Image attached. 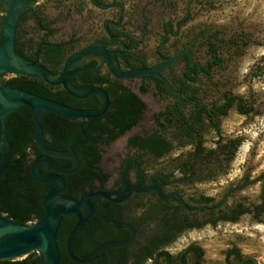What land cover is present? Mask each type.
<instances>
[{
    "label": "flooded vegetation",
    "instance_id": "1",
    "mask_svg": "<svg viewBox=\"0 0 264 264\" xmlns=\"http://www.w3.org/2000/svg\"><path fill=\"white\" fill-rule=\"evenodd\" d=\"M41 1L52 0H39L33 3L31 8L22 14L19 26L28 15H33L36 21L38 18L46 19L45 14L37 6ZM89 1L98 13L104 14L97 25L99 31H92L93 36L90 41L82 45L79 42L83 41L85 33L73 34L66 39L56 41L77 39L73 52L99 40H109L112 43L107 47L118 54L124 70L156 66L186 51L177 62L163 71V75L169 80L175 92L170 91L162 79L164 86H161L151 76L139 78L151 80L150 84L156 95L164 100L163 107L156 114L168 111L171 107L176 118L184 114L186 117L193 115L199 123L197 115L202 110L204 124L194 132L195 137L193 138L179 129L177 125L163 129L155 122V119V129L136 130L141 120L135 127L109 144L98 143L103 150L100 168L106 177L93 178L85 188L79 190L78 197L74 198L80 199L83 194L91 192H110L117 196L129 188H134V190L127 191L128 197L119 202L104 196L93 198L91 204L94 212L89 216L87 209L83 211L84 216L89 217L83 229L74 238L72 248L77 256L84 257L100 245L123 244L104 248L92 260L85 263L73 260L67 252V240L78 217L74 214L67 215L62 221L60 232L63 230V224L66 223L65 229L67 230L62 233V238L70 263L263 264L258 256L244 253L234 239L229 241L224 248L210 250L209 245L200 236L210 230L221 231L226 225L234 226L244 216H248L251 220L255 219L258 223H264V191L257 201H246L241 195L251 183L262 180L264 184V171L257 177H253L251 172L232 174L233 159L237 156L243 139L240 136L226 135L221 126L222 119L228 115L230 109L236 108L238 111L237 107L240 103L244 108L252 107L253 110L247 113L238 111L239 114L250 116L256 110L254 98L253 96L245 97L232 90H223L219 98L207 99L205 98L206 92L202 91L200 85L197 84L201 75L210 79L213 68L225 62L221 48L226 42L220 37V33L210 26H201L200 30L186 36L182 27L191 18L189 10L186 9L182 16L172 10L169 16L160 21L159 39L150 54L149 50H146V37L151 32L149 23L147 19H144L139 28L137 27L135 18H133L135 15L133 6L128 5L125 0H98L101 5L108 7L103 9L98 7L94 0ZM174 5L172 2H166L167 8H174ZM2 13L0 12V17ZM186 17L189 19L186 20ZM48 22L50 23L49 28L54 31L53 22L51 20ZM190 30L188 28L186 32H191ZM42 31L44 35L38 38L39 43L35 49H26L25 52L34 59L39 56L43 63L42 56L46 49L41 51V47L44 44L50 45L55 40H49L46 37L47 30ZM241 42L242 40L239 39L228 41L229 44L239 46ZM213 44L215 51H212ZM150 55L156 58L155 62L149 61ZM202 56H206L204 62L199 60ZM217 56L221 58L220 61H217ZM93 60L96 62L94 66L100 65L95 70L101 71L102 74L110 73L108 67L105 64L101 65L98 59H89L86 64L89 65L88 63ZM248 74L249 72L245 71L243 76L247 77ZM110 76L117 79L111 73ZM121 81L126 84V81L133 80ZM186 85H189L191 89L185 92ZM143 86L147 90L143 91ZM128 87L140 98H142V93L150 89L149 83L145 82L137 84L136 88ZM226 94L235 99L228 113L223 114L217 112L216 108L227 103ZM171 116L163 115L160 121L168 124V117ZM210 130L215 132L216 137L207 136ZM154 135H159L167 141L169 150L164 155L159 156L151 150L142 148L140 143ZM136 136L140 137L137 139L138 143L131 142V139ZM123 137L122 152L120 154L115 152L114 162L105 166L103 161L105 149ZM41 153V149H35L30 155L32 162ZM170 154L171 157L168 158ZM58 159L60 158H56L58 164L66 167L61 165ZM39 169L43 173L53 171L46 163L40 164ZM46 184L48 185L47 191L56 185L55 182ZM66 186L62 192L64 195H67ZM245 209L247 210L244 211ZM62 264H67V262H62Z\"/></svg>",
    "mask_w": 264,
    "mask_h": 264
},
{
    "label": "rangeland",
    "instance_id": "2",
    "mask_svg": "<svg viewBox=\"0 0 264 264\" xmlns=\"http://www.w3.org/2000/svg\"><path fill=\"white\" fill-rule=\"evenodd\" d=\"M174 3V8H167L166 2ZM128 5L135 8L133 18L136 25L147 19L151 32L147 34V49L152 54L159 39V23L173 11L180 16L188 9L191 18L182 27L186 36L200 30L201 26H210L220 33L226 42L221 48L225 62L215 66L212 77L201 75L198 83L202 91L206 92L205 98H219L223 90H232L248 97L253 96L256 110L250 116L239 114L236 108L230 109L228 115L222 119L221 126L226 135L240 136L242 146L237 156L233 159L231 172H251L257 177L264 171V0H125ZM39 10L44 17L53 22V32L49 40H62L73 34L85 33L83 41L86 44L98 32V24L104 14L98 13L89 0H60L41 1ZM1 15H5V12ZM127 18H130L127 16ZM21 30L25 39L40 38L44 32L39 28L36 18L28 15L21 22ZM190 28L191 32H186ZM232 39L242 40L241 45L229 44ZM206 56L199 58L204 62ZM149 61L155 62L156 58L150 55ZM101 63V62H100ZM248 71L247 77L244 72ZM11 75L5 74L3 81ZM149 83L150 89L142 93V98L147 102V110L136 130H153L156 128L154 115L163 107L164 100L159 98L151 80L135 79L126 81L131 88H136L139 83ZM216 137L213 130L207 135ZM212 144V143H211ZM124 137L105 149L104 164L113 163L116 153H121ZM116 152V153H115ZM171 157V154L168 158ZM264 191L263 181H256L248 185L241 193L246 201H257ZM215 192V191H214ZM209 245V249H221L232 239L236 240L244 253L258 256L264 264V223L251 220L244 216L234 226L226 225L221 231L210 230L200 235ZM209 255H213L209 253ZM215 257V256H214Z\"/></svg>",
    "mask_w": 264,
    "mask_h": 264
},
{
    "label": "trees",
    "instance_id": "3",
    "mask_svg": "<svg viewBox=\"0 0 264 264\" xmlns=\"http://www.w3.org/2000/svg\"><path fill=\"white\" fill-rule=\"evenodd\" d=\"M0 12L4 13L5 10L0 7ZM188 19L189 17H186V20ZM3 23L4 15L0 17V45L3 42ZM37 24L41 30H47L46 37L52 34L53 31L49 28L50 23L48 20L38 18ZM24 35L26 33L23 34L19 26L16 41L17 52L29 59H34L25 51L26 49L34 50L39 40L35 37L25 39ZM76 43L77 39L71 38L67 41H54L50 45L44 44L41 47V51L46 49L42 56L43 63L53 72H60L66 57L76 47ZM213 50H216L214 44L212 45ZM220 60L221 58L217 56V61ZM95 63V60H93L88 64L94 66ZM7 74L11 76L4 83H11L18 88L55 99L72 107L98 109L104 103V100L96 94L84 99L75 98L61 86L48 84L39 76ZM151 77L155 78L161 86H164L161 79L155 76ZM178 79L185 82L181 78ZM71 83L77 86L101 85L109 92L112 100L108 112L98 118H65L53 112H47L42 116V126L47 145L56 150H68L72 147L82 160L81 168L77 172L65 175L67 183L65 193L76 198L79 190L85 188L90 180L95 177H106V174L100 168L103 150L98 143L109 144L135 127L142 120L147 104L121 80L111 78L110 73L102 74L99 70H85L76 74ZM188 89H191V87L186 85L184 91L186 92ZM145 90L147 89L143 86V91ZM225 96L227 103L216 108L217 112L223 114L228 113L235 99V97H229L227 94ZM237 108L241 113L253 110L252 107L244 108L241 103L238 104ZM163 115H172L168 117V124L160 121ZM197 118L200 120L199 123L198 120L193 118V115L186 117L184 114L176 118L171 107L168 111L155 114L154 117L155 122L161 128L167 129L170 126L177 125L179 129L193 138L195 137L194 132L204 124L202 110L198 112ZM34 130L35 123L29 107L24 106L10 113L8 117V135L13 148L12 156L0 177V214L21 224L38 222L45 214L43 197L47 193L48 185L36 180L31 173L32 160L30 155L35 149L40 150L35 141ZM139 138V136H136L131 139V142L138 143L137 139ZM140 144L142 148L151 150L159 156L164 155L169 150L167 141L159 135L146 138ZM199 149L203 150L202 147H199ZM58 160L61 165L66 167H71L73 164L70 159L60 158ZM65 227L66 223L63 224V230L59 231L58 244L61 261L71 264L70 259L66 256L65 244L62 238V233L67 230ZM0 264L44 263L41 256L34 251L23 259L0 260Z\"/></svg>",
    "mask_w": 264,
    "mask_h": 264
},
{
    "label": "water",
    "instance_id": "4",
    "mask_svg": "<svg viewBox=\"0 0 264 264\" xmlns=\"http://www.w3.org/2000/svg\"><path fill=\"white\" fill-rule=\"evenodd\" d=\"M37 1L39 0H0V7L5 10L3 42L0 45V177L12 156L13 144L8 135V117L13 111L27 106L32 111L35 123V141L42 151L33 160L31 173L40 182H55L56 185L49 189L43 197L45 214L38 222L32 224L16 223L0 214V260L23 259L29 253L36 251L44 264H62L58 235L64 217L74 214L78 220L69 233L67 252L73 260L85 263L92 260L102 249L123 244L106 243L84 257H79L74 253L73 240L83 229L87 218L94 212L91 200L97 196H104L119 202L128 197L127 191L134 190V188H129L117 196L102 191L85 193L80 199L64 195L62 193L66 186L64 175L77 172L81 168L82 160L72 147L68 150H56L47 145L42 126V116L47 112H53L65 118L84 119L98 118L108 112L112 100L104 87L98 84L77 86L71 83L76 74L100 67V65L89 66L86 64L89 59L93 58L98 59L101 65L105 64L114 78L126 81L142 76H156L167 84L170 91L175 92L169 80L163 75V71L177 62L186 51L180 52L156 66L124 70L121 67L118 54L107 47L112 42L103 39L71 52L65 59L62 70L55 73L41 62L39 56L36 59H29L19 54L16 48L20 18ZM94 2L100 8H108L101 5L98 0H94ZM110 36L112 37L111 34ZM7 73L39 76L48 84L61 86L75 98L84 99L96 94L104 100V103L98 109L72 107L55 99L18 88L11 83H4L3 76ZM56 158H68L72 160L73 164L71 167H62ZM42 163L48 164L53 171L41 172L39 165ZM85 209L89 211L88 217L83 214Z\"/></svg>",
    "mask_w": 264,
    "mask_h": 264
}]
</instances>
